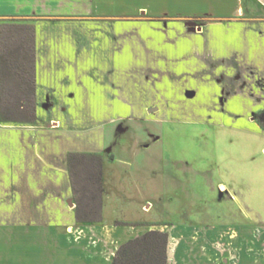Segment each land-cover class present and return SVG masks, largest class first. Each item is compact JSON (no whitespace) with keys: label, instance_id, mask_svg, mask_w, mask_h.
<instances>
[{"label":"crops","instance_id":"obj_1","mask_svg":"<svg viewBox=\"0 0 264 264\" xmlns=\"http://www.w3.org/2000/svg\"><path fill=\"white\" fill-rule=\"evenodd\" d=\"M251 11L264 16V0H0V29L15 18L35 27L37 81L36 120H0V264H114L122 245L152 231L168 235L166 264H264L263 228L105 222L113 147L133 102H170L164 84L174 91L180 74L196 81L218 65L237 81L222 82L215 100L264 104V18ZM227 23L243 34L233 41L210 35ZM125 71L139 75L143 88L130 90L126 77L121 84ZM202 90L213 100L212 88ZM185 91L194 99L199 89ZM247 116L256 120V111ZM72 156L101 159L100 221L87 217L93 207L83 209L73 174L82 162L94 170L81 177L95 197L96 165L81 158L72 167Z\"/></svg>","mask_w":264,"mask_h":264},{"label":"rangeland","instance_id":"obj_2","mask_svg":"<svg viewBox=\"0 0 264 264\" xmlns=\"http://www.w3.org/2000/svg\"><path fill=\"white\" fill-rule=\"evenodd\" d=\"M256 12L250 14L264 18ZM195 19L201 22L208 18ZM3 21L30 25L24 18ZM238 25L227 23L230 27L226 31L219 25L210 35L233 41L243 34ZM230 52L231 56L237 54L233 48ZM226 70L232 69L216 65L205 80L200 75L196 81L193 75H187L190 73L180 74V85L174 91H168L169 86L164 84V97L170 102H133L137 107L132 106V120L123 124L127 130L121 134L120 145L113 147L117 158L108 172L111 186L105 198L106 223L141 226L151 221L160 228L164 223L169 227L173 223L234 232L242 227L264 229V127L257 120L253 125L252 117L247 116L248 112L264 110V104L215 100L223 93L222 82L229 88L233 77L237 81L236 75ZM123 77L132 91L136 85L144 86L139 75L122 73L121 84ZM205 86L212 88L210 102L208 91L202 90ZM196 88L197 97L189 99L185 89ZM183 94L186 102L180 98ZM120 125L114 124L113 131L117 132ZM80 164L79 176L73 167L77 192L80 199L83 196V209L93 207L87 217L100 221L101 204L93 195L87 196L81 177L94 170ZM145 205H150L149 210L144 209Z\"/></svg>","mask_w":264,"mask_h":264},{"label":"trees","instance_id":"obj_3","mask_svg":"<svg viewBox=\"0 0 264 264\" xmlns=\"http://www.w3.org/2000/svg\"><path fill=\"white\" fill-rule=\"evenodd\" d=\"M36 93L35 27L4 23L0 29V120L33 123L36 120ZM256 120L264 127V110L256 113ZM81 158L96 165L93 188L95 198L101 204V159L96 156H72V167L74 160ZM74 186L77 191L75 174ZM167 244L166 233L149 232L122 245L115 255L114 264H166Z\"/></svg>","mask_w":264,"mask_h":264}]
</instances>
